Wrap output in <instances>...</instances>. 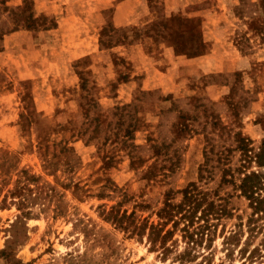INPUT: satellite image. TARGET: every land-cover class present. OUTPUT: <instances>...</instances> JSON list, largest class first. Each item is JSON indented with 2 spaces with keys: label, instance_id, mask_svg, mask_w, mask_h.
I'll return each instance as SVG.
<instances>
[{
  "label": "rangeland",
  "instance_id": "1",
  "mask_svg": "<svg viewBox=\"0 0 264 264\" xmlns=\"http://www.w3.org/2000/svg\"><path fill=\"white\" fill-rule=\"evenodd\" d=\"M263 153L264 0H0V264H179L141 227L188 187L189 264H264L224 237Z\"/></svg>",
  "mask_w": 264,
  "mask_h": 264
},
{
  "label": "trees",
  "instance_id": "2",
  "mask_svg": "<svg viewBox=\"0 0 264 264\" xmlns=\"http://www.w3.org/2000/svg\"><path fill=\"white\" fill-rule=\"evenodd\" d=\"M258 162L264 167V159ZM242 190L250 200L249 205L253 210L247 222L236 224L237 228L229 230L224 237L227 244L240 246L239 251L246 254L250 251V240L261 235L260 242L252 248L248 256L254 258L256 253L261 255L264 248V170L246 174ZM209 193L188 187L181 201L167 202L159 209L157 222L140 226L146 227L143 233H148L152 246L159 247L164 257L175 251L174 258L179 264H189L200 256L206 258L211 253L203 246H209L215 240L219 222H214L213 219L221 220L224 210L222 204L209 198ZM123 218L121 216L117 219L122 221ZM246 226L250 233L244 239ZM181 243H184V248H180Z\"/></svg>",
  "mask_w": 264,
  "mask_h": 264
}]
</instances>
